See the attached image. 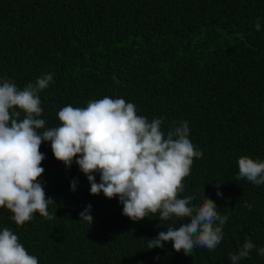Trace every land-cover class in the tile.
Returning a JSON list of instances; mask_svg holds the SVG:
<instances>
[{"label":"trees","instance_id":"1","mask_svg":"<svg viewBox=\"0 0 264 264\" xmlns=\"http://www.w3.org/2000/svg\"><path fill=\"white\" fill-rule=\"evenodd\" d=\"M48 73L53 80L39 93L46 127L58 126L62 107L105 96L133 103L149 121L162 118L165 133L187 121L203 155L180 196L213 200L228 216L224 236L191 256L172 241L148 249V239L187 218L130 220L118 197L90 194L76 158L66 167L50 142L39 149L38 179L56 218L34 213L18 226L0 208V230L11 229L39 264H231L245 240L256 247L240 264H264L256 251L264 247V184L237 179L239 157L264 160V0H0V81L23 89ZM88 205L91 225L79 215Z\"/></svg>","mask_w":264,"mask_h":264},{"label":"clouds","instance_id":"2","mask_svg":"<svg viewBox=\"0 0 264 264\" xmlns=\"http://www.w3.org/2000/svg\"><path fill=\"white\" fill-rule=\"evenodd\" d=\"M257 31L260 24L254 25ZM53 73L38 77L19 89L15 83L0 81V208H6L18 226L33 218L34 213L46 219L49 205L39 182L44 168L43 142H50L54 158L70 167L75 159L87 177L90 194L103 193L108 199L118 197L122 214L139 221L149 214H159L164 221L179 218V226L168 224L148 239V249L163 247L172 241L175 251L192 255L194 248L215 250L223 239L228 216L217 211L216 203L203 193L202 202L194 204L195 196L186 195L184 179L191 172L194 158L203 153L189 139L188 122L161 130L162 118L138 115L136 106L123 98L90 100L86 107L66 105L57 112L58 126L46 127L41 119L39 93L48 88ZM23 114V116H22ZM93 173H99L97 183ZM237 179L253 185L264 184V160L248 156L238 158ZM217 183V188H219ZM76 181L71 182L75 190ZM222 193L217 191V196ZM244 206L251 209L247 202ZM91 205L79 214L80 220L93 222ZM256 246L245 240L237 252L229 253L231 264L249 257ZM264 256V247L256 249ZM0 264H39L9 228L0 230Z\"/></svg>","mask_w":264,"mask_h":264}]
</instances>
